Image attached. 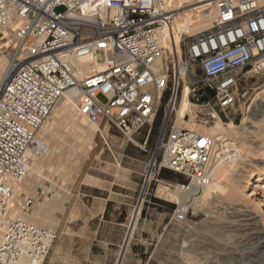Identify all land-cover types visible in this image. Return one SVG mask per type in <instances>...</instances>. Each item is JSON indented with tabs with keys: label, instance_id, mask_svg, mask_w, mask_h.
<instances>
[{
	"label": "built area",
	"instance_id": "1",
	"mask_svg": "<svg viewBox=\"0 0 264 264\" xmlns=\"http://www.w3.org/2000/svg\"><path fill=\"white\" fill-rule=\"evenodd\" d=\"M211 3V26L182 48L170 38L169 47L160 43L174 12L162 0H0V35L11 38L0 71V264H44L57 240L56 231L26 220L34 198L14 185L29 176L37 132L66 92L76 93L79 117L105 121L131 142L146 132L143 146L163 109L144 195L162 171L184 177L186 188L212 182L215 138L177 121L168 126L184 85L192 106L213 100L224 112L242 78L264 74V5ZM87 57L103 69L83 76ZM188 212L177 206L175 220L185 222Z\"/></svg>",
	"mask_w": 264,
	"mask_h": 264
},
{
	"label": "rangeland",
	"instance_id": "2",
	"mask_svg": "<svg viewBox=\"0 0 264 264\" xmlns=\"http://www.w3.org/2000/svg\"><path fill=\"white\" fill-rule=\"evenodd\" d=\"M212 1L195 0L193 8ZM167 5L174 11L172 12L174 19L180 12L185 11L184 7L187 4L180 5L178 0H167ZM188 36L192 35L182 33L176 36V41L182 48ZM10 41L11 38L6 34L0 35V57L7 58ZM97 59L102 61L103 55L99 53ZM263 87L264 74L259 76L248 75L242 78L237 86L236 104L232 109L224 112L219 110L213 100L209 106L201 104L192 106L190 104L196 129H201L202 127L209 129L214 126L217 119L211 118L210 115L216 114L218 119L224 124L225 134L223 133V135L228 133L227 136H231V139L234 138L232 142L229 137L224 136L226 139L229 138L227 140L229 145L225 143L226 141H222L218 148L220 150L218 153L221 155L218 164L220 162L227 163V169L229 170L234 169L236 164L241 161L263 163V160H261L263 157L254 149L255 146L262 143V139L254 138L258 144H253L252 150V146L247 145L248 143L246 142L249 139V135L247 136V134L243 133L245 130L243 129L244 126H242V120H248L252 111L263 100L264 93H261L253 106L251 105L256 94L260 93ZM99 100L105 101L103 97H99ZM159 114L158 125L155 128L153 126L145 146L142 145V141L146 137V132L135 136L133 142H131L119 134L110 124L105 121L98 122V131L94 134L91 141L88 142L90 143V148H86L83 161L78 167L73 166L72 163L76 157L81 155L78 146L82 140L75 135L74 131H71V126L62 123L63 120H60L61 118L54 117L52 114L50 115L51 117L49 116L42 126L46 125L45 128H42V130L40 128V131L37 132L36 144L40 142V145H42L43 143L45 144L44 148L53 151L50 155L41 154L44 161L42 162L40 174L34 172L32 175L30 171L31 175L29 174L27 179H25L31 180V185L33 184L31 190L36 195L32 194L33 192L31 191L26 193V195L34 198L37 209L46 202H57L56 212L53 218L47 222V226H45V228L57 232V240L51 248L48 257L51 254L65 253L68 248L72 247L73 234L78 233L84 223L89 222V224L96 225L99 220H90L92 214L97 215L104 210L105 220L122 223L124 226L126 237L121 248L122 251L128 236L129 223L135 211L139 209L140 213L128 242L122 264H136V260L143 256H150L148 264H264V249L256 245L264 237V208L262 211L255 209L253 205L249 203L247 205L240 195L242 199L239 196L238 198H233L226 194L225 189H222L216 196L214 195V199H209L205 203L206 206L204 205L203 209L195 211L188 209L189 212L185 222L179 223L174 217V212L179 205L157 197L156 189L158 185L162 184L170 189H173L176 185L187 187L188 181L184 177L169 171H162L161 174L164 177H158L153 181L147 194L144 195L142 193V174L154 151L163 119L162 108L159 110ZM176 117V113L171 117L168 129L174 121H177ZM189 119V114L184 116V120L188 121ZM229 122H232L236 129H228L226 124ZM246 126L248 127L250 124ZM48 127L51 129L49 128L48 130ZM60 127L61 129H59ZM232 131L235 134L239 132L235 135ZM57 132L62 135V139L58 142L53 139ZM195 133L197 134L196 131ZM237 135H242V138ZM224 137L222 140H226ZM245 137L248 139L246 138L243 143ZM234 142L236 143L234 144ZM230 144H232V147ZM239 144H241L240 147ZM51 155L53 159L49 160L52 157ZM230 158V162H227ZM257 193L261 194V190H258ZM233 205H238L237 207L240 205L239 208L244 205L245 207L241 208L244 212L240 213L239 219L244 220L255 217V221H258L257 225L253 224V222L245 221L236 222L233 226L224 224L231 218L230 215L225 216L222 212H231L230 209H225L227 207L231 208ZM35 213L36 209H32L29 215ZM216 220L217 222L220 220V222L217 223L215 222ZM142 229L148 233H144V241H140V245H137V234ZM137 248H142V251L146 249L147 253H141L140 257H134L132 250ZM105 264L110 263L107 262Z\"/></svg>",
	"mask_w": 264,
	"mask_h": 264
},
{
	"label": "bare ground",
	"instance_id": "3",
	"mask_svg": "<svg viewBox=\"0 0 264 264\" xmlns=\"http://www.w3.org/2000/svg\"><path fill=\"white\" fill-rule=\"evenodd\" d=\"M162 1L164 4H167V0H162ZM194 1L195 0H178L180 5H183V4H187V5L186 6L184 5L185 11H182L178 15H176V17L172 20L171 24L168 26L167 29L160 31V33H159L160 43L163 47H169V44H168L169 38H170L171 42L175 41L176 45L178 46V43L176 41L177 35L182 34V33L194 35V34L200 33L202 31L208 29L211 26L212 20L214 18L213 4L207 3V4L193 8V6L195 5ZM258 2L261 5H264V0H258ZM5 65H6V59L4 57H0V71H2L4 69ZM82 68H83V72H84L83 76H88L94 72H99L103 69V67L101 65L94 64V60L90 57H87L83 60ZM183 79H185V78H183ZM188 91H189V89H188L187 85H184L183 89H182L180 101H179L178 105L175 107V113L177 116L176 117L177 123L185 129H188V130H191L194 132L196 131L197 134L208 135V136L215 138L214 149H215V155L217 157L216 162L218 163V161L221 159V157H220L221 155H220V153H218L220 151L218 149L220 146V142L222 143V141L223 142L226 141L225 143L227 144V140H229V138L231 136L230 137L227 136L228 133H226L227 135H223L224 124L221 120L218 119L216 114L213 115L214 118L217 119L214 126H212L209 129H204V127H202L201 129L195 128V125L193 123L194 116H193L192 111L190 110L191 105H190L189 101L187 100ZM261 93L262 94L264 93V87H263L262 91L260 93L258 92L256 94V96L254 97V99L252 100V104H251L252 106L256 102V99L258 98V96H260ZM76 101L77 100H76V93L75 92H73V91L66 92L63 95V97L58 101L55 109L53 110V112L51 114L54 115V117L57 116V118L58 117L61 118L60 120H63L62 123L66 124L67 126L68 125L71 126V128L73 129L72 130L70 128L71 131H74L75 135L78 136V138L82 140V141H80V143H79L80 145L78 146L79 147L78 149H80L81 155L80 156L77 155L78 157H76L72 163L73 166L78 167L83 161L84 153H86V148H88L90 146V143H88V142L91 141L94 134L98 131V125H97V122L90 121L84 117H79L77 115ZM187 114L190 115V119L188 121L184 120V116H186ZM51 120H52V118H51ZM247 124H250V126L247 127L246 126ZM45 126L46 125H44V127H41V130H42V128L44 129ZM226 126L228 129H233V128L236 129L235 125L232 122L227 123ZM242 126H244L243 129L245 130L243 133L247 134V136L249 135V137H248L249 139L247 137H245L243 140V143L245 142V140L247 138L248 139V141H246L248 143L247 145L252 146L253 144L256 143L257 138L262 139L261 140L262 143L261 142H259L261 144L256 143L258 145L255 146L254 149L256 150V152H258L260 154V156L263 157V159H261V160H263V163L262 162L261 163H258V162L253 163V161H251V162L241 161L240 162V160H241L240 159L239 160L240 163L236 164L234 169L229 170V169H227L228 168L227 163L220 162L219 164L216 165L215 172H214L215 177L208 186L200 187L197 185H191L188 188H186V187H182L180 185H176L173 187V189H170L168 186L162 184V185H158V187L156 189V196L159 198H162L164 200L175 202L179 206L182 205V206L186 207L187 209H193L195 211V210L203 209L205 203L209 199H214L213 198L214 195L216 196V194L219 193L222 189H225L227 192L226 194L228 196L233 197V198H238V196L240 195L241 197H243V201L246 204L249 203V204L253 205V207H255V209H259L262 211L264 208V98L261 101V103L259 105H257L255 107V109L252 111V113L249 116V119L248 120H246V119L242 120ZM49 128L50 127H48V130H49ZM59 129H61V127ZM64 129H66V128H64ZM64 129H63V131H64ZM228 129H227V131H228ZM58 131H60V130H58ZM232 132H233V134H235L234 131H232ZM238 132L236 134H238ZM53 133H54V131H53ZM243 133H242V135H244ZM62 134H63V132H62ZM224 136L229 137V138L226 139ZM237 136H240V135H237ZM223 137L226 140H222ZM255 137H256V139H254ZM41 139H42V137H41ZM53 139H54V141L58 142L62 139V135L57 132L53 136ZM48 140H51V139H48ZM238 140H240V139H238ZM230 141L233 142L234 138L233 139L230 138ZM258 141H260V140H258ZM232 142H230V143H232ZM235 143L236 142H234V144ZM232 144H230V146ZM42 145H40V142L38 144H36L35 146H37V147H34L31 154H30V160L32 161V164H30V171H31L32 175L34 174V172L40 174V172L42 170V162L44 160H42L43 157L41 154L50 155L53 151V150H50L48 148H44L45 144L42 143ZM223 145H224V143H223ZM227 145H229V144H227ZM240 145L241 144H239V147H240ZM242 145H244V144H242ZM243 147H241V148L243 149ZM235 149H237V148H235ZM235 149H233V150H235ZM252 150H253V146H252ZM259 154H257V155H259ZM51 159H53V156L49 158V160H51ZM230 160H231V158L229 160H227V162L228 161L230 162ZM249 160H251V159H249ZM254 160H259V159H254ZM222 168H225V169H222ZM32 185H31V180H24L21 182H17L14 186H15V190L17 193H19V192L28 193L29 191H31V192H33L32 194L36 195L35 192L33 190H31L33 188ZM258 190H261V194L257 193ZM42 203H43V200H42ZM237 206L238 205H236V206L233 205L231 208L227 207L225 209V210L230 209L231 212H226V211L222 212L225 216L230 215V218H231L229 221L226 219L227 222H225V223L223 222L224 224H227L229 226H231V225L233 226V224H235L236 222H242V221L253 222V224H256L258 222V221L257 222L255 221V219H254L255 217L240 220L239 219V217L241 216L240 213L244 212V210L242 211L241 208L245 207V206L243 205L241 208H239L240 205H239V207H237ZM33 209H36V213L33 215L27 216L26 220L33 225L45 228V226H47V222L53 218V215L56 212L57 206H56L55 201H51L50 203L46 202L44 205L41 204V207H39L38 209H37L36 205L34 204ZM139 213H140L139 209L137 211H135V213L132 216L131 222L129 223L130 226H129L128 236L126 239L125 246L122 249V251L120 252V258L118 260V262H119L118 264L123 263V259H124V256H125V253H126L127 247H128V242L131 238V235H132V232L134 230V227H135L136 221L138 219ZM263 213H264V210H263ZM12 216L13 217H21L17 213H13ZM227 218H229V217H227ZM237 218H238V220H237ZM55 219H56V217H55ZM220 219H223V218H220ZM218 221L220 222V220H218ZM215 222H217V220ZM219 222H217V223H219ZM263 225H264V223H263ZM50 230H52V229H50ZM256 245H259L260 248L264 249V237L261 238Z\"/></svg>",
	"mask_w": 264,
	"mask_h": 264
},
{
	"label": "crops",
	"instance_id": "4",
	"mask_svg": "<svg viewBox=\"0 0 264 264\" xmlns=\"http://www.w3.org/2000/svg\"><path fill=\"white\" fill-rule=\"evenodd\" d=\"M104 211L97 215L92 214L90 220H99L96 225L84 223L80 231L73 234L72 247L65 253L51 254L44 264H105L107 262L117 264L126 234L122 223L105 220ZM144 233L148 232L143 229L138 232L137 245H140V241H144ZM141 253L145 254L147 250L142 251V248L132 250L134 257H140ZM149 259L150 256H143L136 260V264H148Z\"/></svg>",
	"mask_w": 264,
	"mask_h": 264
},
{
	"label": "trees",
	"instance_id": "5",
	"mask_svg": "<svg viewBox=\"0 0 264 264\" xmlns=\"http://www.w3.org/2000/svg\"><path fill=\"white\" fill-rule=\"evenodd\" d=\"M159 117H160V114L158 113V116H157V118H156V120L154 121V124H153V126H154V128L155 127H157V125H158V122H159ZM164 177V175L163 174H160V176L159 177Z\"/></svg>",
	"mask_w": 264,
	"mask_h": 264
}]
</instances>
